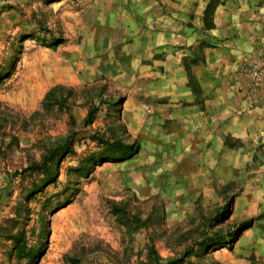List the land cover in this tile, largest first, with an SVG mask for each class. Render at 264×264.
Here are the masks:
<instances>
[{
    "label": "rangeland",
    "instance_id": "1",
    "mask_svg": "<svg viewBox=\"0 0 264 264\" xmlns=\"http://www.w3.org/2000/svg\"><path fill=\"white\" fill-rule=\"evenodd\" d=\"M93 3L0 0V264H264L261 140L224 137L170 186L168 122L99 24L134 3Z\"/></svg>",
    "mask_w": 264,
    "mask_h": 264
},
{
    "label": "crops",
    "instance_id": "2",
    "mask_svg": "<svg viewBox=\"0 0 264 264\" xmlns=\"http://www.w3.org/2000/svg\"><path fill=\"white\" fill-rule=\"evenodd\" d=\"M130 1L120 20L106 11L99 24L121 34L122 74L168 122L164 148L181 172L169 174L170 186H184L186 165L216 154L226 136L261 140L264 148V78L249 97L240 73L264 52V0ZM113 2L93 5L108 10ZM105 39L99 35L100 50L112 44Z\"/></svg>",
    "mask_w": 264,
    "mask_h": 264
},
{
    "label": "built area",
    "instance_id": "3",
    "mask_svg": "<svg viewBox=\"0 0 264 264\" xmlns=\"http://www.w3.org/2000/svg\"><path fill=\"white\" fill-rule=\"evenodd\" d=\"M240 73L247 77V95L249 97L256 95L260 81L264 78V52L258 53L253 60L245 63L242 66Z\"/></svg>",
    "mask_w": 264,
    "mask_h": 264
},
{
    "label": "trees",
    "instance_id": "4",
    "mask_svg": "<svg viewBox=\"0 0 264 264\" xmlns=\"http://www.w3.org/2000/svg\"><path fill=\"white\" fill-rule=\"evenodd\" d=\"M54 44H55V43H54ZM54 44H53V45H54ZM114 145H118V146H119V145H122V144H121L120 142H115Z\"/></svg>",
    "mask_w": 264,
    "mask_h": 264
}]
</instances>
